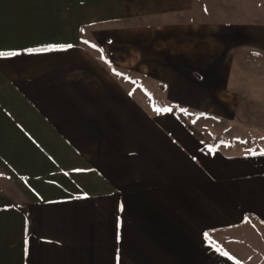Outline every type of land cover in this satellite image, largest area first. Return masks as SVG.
Wrapping results in <instances>:
<instances>
[{
	"label": "crops",
	"instance_id": "obj_1",
	"mask_svg": "<svg viewBox=\"0 0 264 264\" xmlns=\"http://www.w3.org/2000/svg\"><path fill=\"white\" fill-rule=\"evenodd\" d=\"M251 49L264 0H0V264H264V152L186 117Z\"/></svg>",
	"mask_w": 264,
	"mask_h": 264
},
{
	"label": "rangeland",
	"instance_id": "obj_2",
	"mask_svg": "<svg viewBox=\"0 0 264 264\" xmlns=\"http://www.w3.org/2000/svg\"><path fill=\"white\" fill-rule=\"evenodd\" d=\"M244 21H241V23ZM233 76L241 93L240 112L195 113L186 115L196 133L210 146L234 152H264V52L251 49L235 55ZM117 75L128 85L144 92L155 103L164 106V89L152 78L136 71L121 69ZM229 101H225L228 103Z\"/></svg>",
	"mask_w": 264,
	"mask_h": 264
},
{
	"label": "snow or ice",
	"instance_id": "obj_3",
	"mask_svg": "<svg viewBox=\"0 0 264 264\" xmlns=\"http://www.w3.org/2000/svg\"><path fill=\"white\" fill-rule=\"evenodd\" d=\"M0 55H3V53H0ZM12 55H15V53H12ZM205 235H207V234H205Z\"/></svg>",
	"mask_w": 264,
	"mask_h": 264
},
{
	"label": "trees",
	"instance_id": "obj_4",
	"mask_svg": "<svg viewBox=\"0 0 264 264\" xmlns=\"http://www.w3.org/2000/svg\"><path fill=\"white\" fill-rule=\"evenodd\" d=\"M106 63H109L107 60H105Z\"/></svg>",
	"mask_w": 264,
	"mask_h": 264
}]
</instances>
